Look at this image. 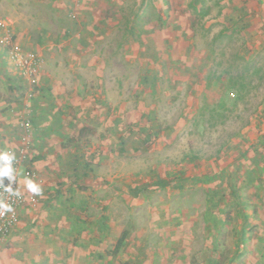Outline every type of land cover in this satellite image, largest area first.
I'll return each instance as SVG.
<instances>
[{"label": "rangeland", "instance_id": "1", "mask_svg": "<svg viewBox=\"0 0 264 264\" xmlns=\"http://www.w3.org/2000/svg\"><path fill=\"white\" fill-rule=\"evenodd\" d=\"M41 6L51 18L21 19L18 32L9 13L0 16L2 67L24 86L21 98L31 100L39 75L53 73L67 109L65 136L37 171L30 164L27 179L42 195L19 219L104 215L103 264H202L207 253L212 264H250L255 254L241 231L248 237L256 222L253 231L264 233V0ZM15 47L41 58L33 76L10 58ZM6 86L0 93L10 95ZM20 123L31 127L29 116ZM190 177L202 181L175 186ZM158 178L173 180L158 187ZM135 185L141 191L133 195ZM65 195L82 208L65 204L61 216Z\"/></svg>", "mask_w": 264, "mask_h": 264}, {"label": "crops", "instance_id": "2", "mask_svg": "<svg viewBox=\"0 0 264 264\" xmlns=\"http://www.w3.org/2000/svg\"><path fill=\"white\" fill-rule=\"evenodd\" d=\"M41 4L42 0H0V16H5L6 12L9 13L8 15L13 18L12 27L17 31L20 20L31 15L51 18L52 13L36 10L42 7ZM68 31V28H63L62 34L66 35ZM24 32L28 31L24 30ZM2 35L0 27V38ZM82 43L80 40V44ZM68 46V43H64V48ZM76 49L79 51V46ZM76 49L74 48L75 51ZM76 61L64 59L67 64ZM58 62L61 64V61ZM4 64L0 57V71H2L0 84H7L6 89L10 90V95L0 93V152H5L8 148L15 149L20 143L27 142L30 149V164L37 171L41 166V159L47 157L53 143L65 136L62 122L67 113L66 103L60 100L56 86L52 84L57 81L53 73L39 75L40 92L31 100L25 101V98H21L23 95L21 88L24 86L17 75L3 70ZM24 116L30 118L29 130L21 126L20 119ZM55 153V157L59 158L60 154ZM250 176L253 177V174ZM23 179L21 177V181ZM54 194L58 195L59 191L56 190ZM67 199L69 196L65 195L64 200L59 203L61 209L58 213L61 216H64L67 210L65 204L72 205L73 208L75 205H81L75 203L74 199L68 201ZM73 215L74 217L43 218L37 224L34 223V219L29 222L27 219L20 218L13 233L6 240H0V264H103L102 262H105L103 259L107 258V253L101 247V242L106 237V219L82 220L77 216V212ZM31 226L36 228L33 233L28 231ZM253 227H256V222H249L246 226L248 237L244 236L245 230L242 229L241 233L244 234L241 241L252 244V253L249 251L248 256L251 257L254 254L255 256H253V263L250 261V264H258V256L264 257V233L256 234ZM244 254H246L245 251ZM213 261L214 257H209L207 253L205 262L202 264H212ZM174 263L177 264V262Z\"/></svg>", "mask_w": 264, "mask_h": 264}, {"label": "built area", "instance_id": "3", "mask_svg": "<svg viewBox=\"0 0 264 264\" xmlns=\"http://www.w3.org/2000/svg\"><path fill=\"white\" fill-rule=\"evenodd\" d=\"M10 58H12V60L16 64L26 66V74L28 76L34 75L33 71L36 70L41 62V58L37 55L31 52H27L24 54L17 47L10 49ZM5 152L12 153L15 156L12 167L17 175V179L15 182H12L11 186L14 190L19 191L20 195L19 197L11 196L8 193H5L2 188H0V200H4L5 202L11 204L13 208L12 212L5 213L3 216H0V240H6L13 233L19 222L20 211L23 207H36V205L38 204L37 196L33 195L30 192L23 193L18 188L19 180L21 178L19 170L22 169V175L25 178H31L34 176V171L29 161V144L27 142H24L17 146V148L15 149H6ZM3 183L5 186L9 184L7 178H3Z\"/></svg>", "mask_w": 264, "mask_h": 264}, {"label": "clouds", "instance_id": "4", "mask_svg": "<svg viewBox=\"0 0 264 264\" xmlns=\"http://www.w3.org/2000/svg\"><path fill=\"white\" fill-rule=\"evenodd\" d=\"M15 159L14 154L9 152H0V188L3 189L5 193H8L11 196L19 197L20 193L17 190L12 188V182H15L17 175L12 167V163ZM3 178H7L9 184L7 186L3 183ZM24 184L27 190L35 196L42 195V188L33 182L31 179H25ZM13 208L11 204L0 200V216H3L5 213L12 212Z\"/></svg>", "mask_w": 264, "mask_h": 264}, {"label": "trees", "instance_id": "5", "mask_svg": "<svg viewBox=\"0 0 264 264\" xmlns=\"http://www.w3.org/2000/svg\"><path fill=\"white\" fill-rule=\"evenodd\" d=\"M141 130H147L146 126H143ZM80 134V133H79ZM150 132L146 133V137L148 138L150 136ZM176 176V175H175ZM177 177V176H176ZM25 178V177H24ZM174 178V177H173ZM173 178H158L156 181H154V185L158 186V187H165V186H169L173 180ZM252 179V177L250 178V180ZM178 181L175 182V186H182L183 184L186 183H192L194 181H202V177H190V178H179L177 179ZM128 190L129 192H131L133 195L138 194L141 191V187L139 185H135L134 187H130L128 186ZM72 190L68 189V193L71 194ZM79 209L82 208L81 205L78 206ZM104 217L100 216L98 219L102 220Z\"/></svg>", "mask_w": 264, "mask_h": 264}]
</instances>
